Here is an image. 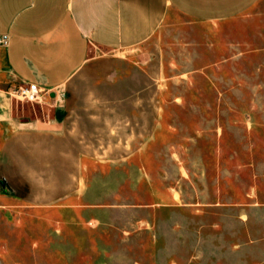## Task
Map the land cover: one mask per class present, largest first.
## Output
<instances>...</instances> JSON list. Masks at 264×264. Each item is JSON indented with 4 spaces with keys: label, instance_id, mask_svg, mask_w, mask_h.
<instances>
[{
    "label": "rangeland",
    "instance_id": "1",
    "mask_svg": "<svg viewBox=\"0 0 264 264\" xmlns=\"http://www.w3.org/2000/svg\"><path fill=\"white\" fill-rule=\"evenodd\" d=\"M52 94L15 100L39 115L67 107L77 134L25 153L37 181L23 190L118 206V223L55 231L47 205L0 214V264H264V0L219 22L172 13Z\"/></svg>",
    "mask_w": 264,
    "mask_h": 264
},
{
    "label": "crops",
    "instance_id": "2",
    "mask_svg": "<svg viewBox=\"0 0 264 264\" xmlns=\"http://www.w3.org/2000/svg\"><path fill=\"white\" fill-rule=\"evenodd\" d=\"M258 2L0 0V214L15 213L19 220L25 209L47 205V209L60 214L52 224L55 231L83 227L101 230L117 226L120 208L68 204L69 194L48 195L52 203L40 204L34 201L38 198L34 191L23 190L22 184L31 186L37 181L32 171L22 167L25 153L53 151L56 141L77 134V130L69 125L67 107L52 115H39L34 104L21 105L13 98V87L35 84L48 93L54 91L53 100L59 99L95 59L142 46L167 24L172 13L196 21L219 22L243 14ZM82 144L81 149L89 148L86 141ZM10 165L19 167V178L2 177V169ZM23 225L15 224L20 228ZM4 245L6 253L5 240Z\"/></svg>",
    "mask_w": 264,
    "mask_h": 264
},
{
    "label": "built area",
    "instance_id": "3",
    "mask_svg": "<svg viewBox=\"0 0 264 264\" xmlns=\"http://www.w3.org/2000/svg\"><path fill=\"white\" fill-rule=\"evenodd\" d=\"M5 43V40L1 39ZM13 98L25 102H40L42 97L48 93L45 89L35 84H23L11 89Z\"/></svg>",
    "mask_w": 264,
    "mask_h": 264
}]
</instances>
